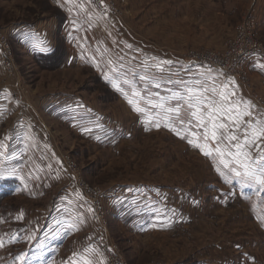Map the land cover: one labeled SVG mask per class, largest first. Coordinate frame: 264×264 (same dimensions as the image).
Returning a JSON list of instances; mask_svg holds the SVG:
<instances>
[{
    "label": "rangeland",
    "instance_id": "obj_1",
    "mask_svg": "<svg viewBox=\"0 0 264 264\" xmlns=\"http://www.w3.org/2000/svg\"><path fill=\"white\" fill-rule=\"evenodd\" d=\"M98 1L0 0V264H106L99 231L119 264H264V186L242 187L215 152L227 141L209 139L206 157L204 128L168 111L186 117L180 81L211 67L262 113L261 55L233 73L199 57L264 49V0ZM28 28L40 37L21 39ZM83 182L99 189L105 230Z\"/></svg>",
    "mask_w": 264,
    "mask_h": 264
},
{
    "label": "snow or ice",
    "instance_id": "obj_2",
    "mask_svg": "<svg viewBox=\"0 0 264 264\" xmlns=\"http://www.w3.org/2000/svg\"><path fill=\"white\" fill-rule=\"evenodd\" d=\"M129 47H131V45H129ZM118 59H122V57ZM107 63L113 65L111 59H109ZM171 63V61L159 62L155 63L152 67L163 73L164 64ZM143 66L145 68L149 67L147 63ZM259 66L264 67V65ZM112 71H117V69L113 67ZM214 71L216 70L211 67H207L204 72H200L198 69L194 78L189 81H180L185 87V96L181 97V99L186 98L188 101L186 117L181 116L179 106L174 109L170 108L168 111L176 115L181 126L185 123V119H187L189 126H191L193 119H195V121H197V127L204 128L203 139L205 144L203 146L194 144L193 140H188V143L194 144L195 147L200 148L206 157L212 155L211 151L206 150L208 148L207 141L209 139L220 142L227 141V143L223 145L224 150H222L221 144L218 143L215 152L220 157V163L223 164V167L227 169L229 173L234 174L233 178L236 179L242 187L250 184L264 186V147L261 146L264 144V120H256L253 116L251 111L253 105L251 101L236 100L235 91L229 92L226 85L222 86L223 91L218 90L215 87L214 78L212 81L213 86L211 88L205 87L206 80L204 78L211 77ZM154 78L155 77H151V79ZM105 79H109L107 73L105 74ZM149 79L150 77L148 75L141 77V80L144 81H148ZM124 82L128 83L129 81L125 80ZM168 82L171 83L172 81L169 80ZM112 86L119 91H123L115 81H112ZM159 86L160 85L157 83L156 87ZM209 92L212 93L211 96L208 95ZM125 95L127 96V93H125ZM133 95L138 97L140 93L133 89ZM173 95L176 96L179 94L174 93ZM128 102L129 104L134 103L133 100H129ZM205 102L207 104V112L204 110ZM149 103H151V101H149ZM160 106L162 107V105ZM135 111L141 112L142 109L140 107H135ZM245 116L248 117L247 120L243 119ZM222 117L226 118L228 123L223 122L221 119ZM155 126L159 128L160 124L157 123ZM230 127L233 129L232 131H229ZM84 131L88 132L90 130L85 128ZM172 131L176 132L178 136L180 135L177 128L173 127ZM234 141L235 143H233ZM230 149H235V151L233 152ZM0 155H3V153H0ZM226 155L231 159L225 160L224 157ZM237 166H239V170ZM6 171V169H0V179L3 178ZM217 171H220V169L217 168ZM9 174L15 175L16 170H11ZM221 174L225 175L223 172ZM225 179L226 182H231L226 175ZM16 259L24 261L25 253H21Z\"/></svg>",
    "mask_w": 264,
    "mask_h": 264
},
{
    "label": "built area",
    "instance_id": "obj_3",
    "mask_svg": "<svg viewBox=\"0 0 264 264\" xmlns=\"http://www.w3.org/2000/svg\"><path fill=\"white\" fill-rule=\"evenodd\" d=\"M102 1H107V0H102ZM98 3H101V0L98 1ZM98 5V4H97ZM0 43L2 45H4L3 43H6L5 40H3V42L0 41ZM242 50H238L236 49L234 53L238 52V55L235 56L234 58H232L230 61H223L221 59H218L217 57H210V58H205V57H199L200 60H203L207 63H211L215 66H219L222 67L224 69L229 70L230 72L233 71L234 68L239 67L240 64H244L247 59L255 54L258 53L259 55H261V57L264 59V49L262 48V46L260 47L257 43H251V47L249 49H247L244 52H241ZM230 59V58H228ZM232 70V71H231ZM233 73V72H232ZM235 74V73H234ZM81 189L86 190L88 196L91 198L92 203L95 207L96 213L94 215V220H96L99 225H100V230L102 229H106V225H107V220L105 218L104 212L102 211V205H101V201L97 196V193L99 192V189L97 188H91L87 183L83 182L81 184ZM90 192H88V191ZM99 231V230H98ZM100 233H102V231H99ZM98 233L99 235V244L101 246V248L105 251L106 253V264H119V252H118V247L116 244H113L112 242H110V239L104 238L102 237V234Z\"/></svg>",
    "mask_w": 264,
    "mask_h": 264
},
{
    "label": "crops",
    "instance_id": "obj_4",
    "mask_svg": "<svg viewBox=\"0 0 264 264\" xmlns=\"http://www.w3.org/2000/svg\"><path fill=\"white\" fill-rule=\"evenodd\" d=\"M32 30V28H28V29H23L22 31H21V34H20V36H21V39L22 38H24L25 36V38H31V39H36V38H39L40 36L39 35H37L34 31H31ZM34 30V29H33ZM31 31V32H30ZM254 67V66H253ZM254 69H252V71H253ZM200 72H204L205 71V69H200L199 70ZM196 70L195 71H193L192 73H189V75L187 76V78H186V80L187 81H189L190 79H192V78H194V76L196 75ZM216 77H218V78H222V79H220V81L221 82H217V80H216ZM213 78L215 79V87L218 89V90H221L223 87L222 86H225V85H227V83L224 81V78L223 77H221V76H217V74L215 73V72H213L212 74H211V77H205L204 79L206 80V84H211L212 86H213V83H212V81H213ZM178 83V82H177ZM205 84V85H206ZM240 83H238V85H239ZM178 85V84H177ZM239 87H241L240 85H239ZM243 87V86H242ZM242 90H244V88L242 89ZM244 95H245V92H244ZM243 94H242V92H241V96H240V94H238V100H244V101H251V103H252V105H253V107H252V109H251V111H252V114H253V116L256 118V120H264V107H263V110H262V113H260V108H262V106H261V104H259L258 102V98L257 97H252V96H250V98H248L247 96H244ZM243 97H245L246 99H244ZM237 98H235V99H237ZM243 119H245V120H247L248 119V117L247 116H245V117H243ZM143 212H149L148 211V209H146V211H143ZM142 212V213H143ZM125 213V216H126V218H128L129 217V219H133V225H134V227H138V228H140L141 230H140V232H142V231H145V232H147L150 228H152L153 226H150V224H146V223H144V221H143V223H141L140 222V218H139V216H137V212H136V206H132V209L131 210H128V211H125L124 212ZM137 216V218H139L136 222H134L136 219H134L133 218V216ZM124 217V216H123ZM132 217V218H131ZM143 217H145V215H143ZM122 219V218H121ZM142 226V227H141ZM148 226H150V227H148ZM151 231V230H150Z\"/></svg>",
    "mask_w": 264,
    "mask_h": 264
},
{
    "label": "trees",
    "instance_id": "obj_5",
    "mask_svg": "<svg viewBox=\"0 0 264 264\" xmlns=\"http://www.w3.org/2000/svg\"><path fill=\"white\" fill-rule=\"evenodd\" d=\"M3 185V184H2ZM0 185V189L1 191H3L2 193H0V196L1 195H8L9 194V189H10V186H2ZM6 191V192H5Z\"/></svg>",
    "mask_w": 264,
    "mask_h": 264
}]
</instances>
